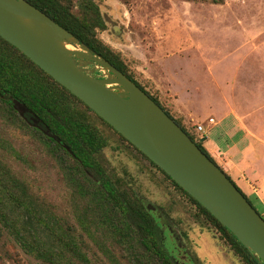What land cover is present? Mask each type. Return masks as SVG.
Returning a JSON list of instances; mask_svg holds the SVG:
<instances>
[{
  "label": "trees",
  "instance_id": "trees-1",
  "mask_svg": "<svg viewBox=\"0 0 264 264\" xmlns=\"http://www.w3.org/2000/svg\"><path fill=\"white\" fill-rule=\"evenodd\" d=\"M28 1L136 82L218 164L204 137L197 139L173 116L136 79L121 52L100 37L108 22L96 0ZM16 102L26 108L24 115ZM8 127L39 141L59 164L72 192L70 210L61 209L36 190L13 163L12 159L22 161L23 157L7 135ZM108 147L130 153L170 194L169 207L149 209L144 197L124 177L130 173L124 171L122 176L109 166L105 155ZM181 207L240 264H263L158 164L0 36V235L8 234L17 255L20 248L45 264H206L189 248L184 219L172 217ZM172 222L179 233L173 231ZM185 248L187 255L182 257ZM14 259L13 252L0 251V264Z\"/></svg>",
  "mask_w": 264,
  "mask_h": 264
},
{
  "label": "rangeland",
  "instance_id": "rangeland-1",
  "mask_svg": "<svg viewBox=\"0 0 264 264\" xmlns=\"http://www.w3.org/2000/svg\"><path fill=\"white\" fill-rule=\"evenodd\" d=\"M96 1L108 22L100 37L121 52L136 79L197 139L213 138L211 146L206 145L211 155L222 159L218 155L224 148L214 147V142L221 136L227 148L228 132L236 127L241 129L239 137L248 135V141L261 138L264 143V0ZM7 135L23 157L22 161L12 159L19 171L49 200L70 210L69 182L43 144L11 127ZM105 155L120 175L130 173L124 177L147 204L169 207L170 194L130 153L108 147ZM251 198L264 214V206ZM178 216L189 233V248L206 264H240L184 208L172 213L173 218ZM171 225L176 234L180 232L174 222ZM13 244L7 233L0 235V251L15 255L9 264H45L20 248L17 255ZM184 251L182 257L188 249Z\"/></svg>",
  "mask_w": 264,
  "mask_h": 264
},
{
  "label": "water",
  "instance_id": "water-1",
  "mask_svg": "<svg viewBox=\"0 0 264 264\" xmlns=\"http://www.w3.org/2000/svg\"><path fill=\"white\" fill-rule=\"evenodd\" d=\"M0 36L158 164L264 264V217L136 82L28 0H0Z\"/></svg>",
  "mask_w": 264,
  "mask_h": 264
},
{
  "label": "crops",
  "instance_id": "crops-1",
  "mask_svg": "<svg viewBox=\"0 0 264 264\" xmlns=\"http://www.w3.org/2000/svg\"><path fill=\"white\" fill-rule=\"evenodd\" d=\"M240 130L236 127L228 132L230 140L227 148L225 147V139L220 136L217 143L214 142V147L218 145L220 148H224L222 153L218 155L222 159H218L214 153L212 156L220 160L228 172L226 173L232 180L234 178L238 181L237 183L244 189V193H247L251 200L253 197L257 205L262 207L264 206V143L260 141L261 138H250L251 141H248V135L239 137ZM204 138L205 146H211L210 143H213V138L210 135Z\"/></svg>",
  "mask_w": 264,
  "mask_h": 264
},
{
  "label": "built area",
  "instance_id": "built-area-1",
  "mask_svg": "<svg viewBox=\"0 0 264 264\" xmlns=\"http://www.w3.org/2000/svg\"><path fill=\"white\" fill-rule=\"evenodd\" d=\"M214 121V120H213ZM199 130H203V126H199Z\"/></svg>",
  "mask_w": 264,
  "mask_h": 264
}]
</instances>
